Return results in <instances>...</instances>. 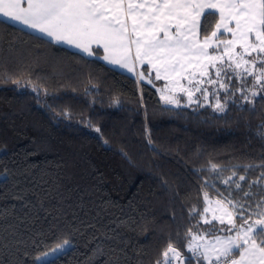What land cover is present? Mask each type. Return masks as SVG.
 Returning <instances> with one entry per match:
<instances>
[{
	"label": "trees",
	"instance_id": "1",
	"mask_svg": "<svg viewBox=\"0 0 264 264\" xmlns=\"http://www.w3.org/2000/svg\"><path fill=\"white\" fill-rule=\"evenodd\" d=\"M256 100L255 111L230 101L226 113L208 103L166 105L154 85L0 18V261L33 264L47 250L34 241L51 248L64 239L69 248L35 264L114 256L155 264L170 241L184 252L183 234L200 220L189 209L204 207L202 177L212 196L234 188L221 183L230 172L217 178L209 162L230 168L264 158V100ZM260 171L249 169L248 179ZM261 187L252 188L253 203ZM97 245L105 255H93Z\"/></svg>",
	"mask_w": 264,
	"mask_h": 264
},
{
	"label": "snow or ice",
	"instance_id": "2",
	"mask_svg": "<svg viewBox=\"0 0 264 264\" xmlns=\"http://www.w3.org/2000/svg\"><path fill=\"white\" fill-rule=\"evenodd\" d=\"M0 15L89 56L102 48V59L128 71H134L137 63L150 65L156 80L163 76L168 82L160 89L166 105L181 107L183 94L189 106L197 103L203 107L194 98L200 93L215 112L226 113L230 101L241 106L246 103L255 111L256 98L264 100V0H0ZM210 17L214 24L209 23ZM140 78L144 79V73ZM5 82L31 86L34 92L48 95L30 79L21 84V79L5 74ZM205 83L214 86L212 92L203 87ZM210 96L214 103L209 102ZM62 114L69 115L67 110ZM257 135L264 140V121ZM148 143L152 144L150 137ZM209 163L217 178L229 171L221 183L234 188L226 189V194L217 193L222 199L213 200L203 191L208 181L202 177L204 207L202 211L195 205L189 209V218L195 213L200 220L183 234L185 251L170 241L161 253L162 260L155 264H264V158L258 164L230 168ZM241 168L244 174H238ZM254 168L260 169V174L249 180L247 173ZM241 182L247 184V191ZM256 185L262 187L253 203L257 193L252 188ZM234 192L242 195L234 196ZM201 220L207 227H201ZM33 243L47 249L33 258L35 264L63 251L71 240L64 239L51 248L43 241ZM93 255H105L103 247L97 245ZM106 264H119V257L108 259Z\"/></svg>",
	"mask_w": 264,
	"mask_h": 264
},
{
	"label": "crops",
	"instance_id": "3",
	"mask_svg": "<svg viewBox=\"0 0 264 264\" xmlns=\"http://www.w3.org/2000/svg\"><path fill=\"white\" fill-rule=\"evenodd\" d=\"M0 18H2L3 20H5V21H7V22H9V23H12V24H15V25H17V26H19V27H22V28H24V29H27V30H29V31H31V32H33V33H35V34L41 36V37H44V38H46V39H48V40H50V41L56 43V42L53 41L51 38L45 36L44 34L40 33V32L37 31V30L31 29L30 27H28V26H26V25H24V24H22V23H20V22L13 21V20H11V19H9V18H7V17H5V16H3V15H0ZM57 44L62 45V46H65V47H67V48H69V49H71V50L78 51V52H80V53H82V54H84V55H86V56H88V57H95V58H98V59L102 60L105 64H107L108 66H110V67H112V68H115V69H117V70H120V71H122V72H124V73H127L128 75H130V76L136 78L138 81L146 82V83H148V84H151V85H154V86H155V85H156V84H155L156 82H158V83L161 82V83H162L163 80H164V79H163V76H162V78H161L160 80H156V78H155V70L152 69L151 66L148 65V64L140 65L139 63H137L136 66H135V70H134V71H128V70H127L126 68H124V67H121V66H118V65H114V64L109 63L108 61H105L104 59H102V57H103V55H104V53H103V49H102V48H100V49H95V50H98V52L95 51L96 54L89 56V55L83 53L81 50L77 49L76 47H74V46H72V45H69V44H67V43H57ZM140 73H144V79H141V78H140ZM149 81H151V82H149ZM155 87H156V86H155ZM157 91H158V90H157ZM158 94H159V92H158ZM159 96H160V94H159ZM181 97H182V96H181ZM160 98H161V96H160ZM209 218H211V214H209Z\"/></svg>",
	"mask_w": 264,
	"mask_h": 264
},
{
	"label": "rangeland",
	"instance_id": "4",
	"mask_svg": "<svg viewBox=\"0 0 264 264\" xmlns=\"http://www.w3.org/2000/svg\"><path fill=\"white\" fill-rule=\"evenodd\" d=\"M226 35H227V34H226ZM222 38H223V37H222ZM228 38H230V36H228ZM221 48H222V46H221ZM210 72L213 73V75H212V79H215L216 77H215V75H214V70L210 69ZM196 79H200V77L197 75ZM205 79H207V78H205ZM166 83H168L166 80H163L162 83H161V82H159V83L156 82V83H155V84H156V85H155V86H156V89L158 90L160 96H161V91H160V89H163ZM181 83H183L185 86H188L186 80H182ZM203 87H207V88L209 89L210 92H212V91H213V88H214L213 85H210V84H207V83H205V84L203 85ZM216 88H218V85L216 86ZM180 95L184 98V100H183V101H184V104H188V103H187V98L184 97L183 94H180ZM194 98H198L200 103H205V101H204L203 98L201 97V94H200V93H195V97H194ZM183 101H182V102H183ZM209 102L214 103V98H213L212 96L209 97ZM193 104H196V103H193ZM173 106H174V105H173ZM209 196H210V198L213 199V200H216V199H222V198H218V197H216V196H212V195H210V194H209ZM213 206H214V205H213ZM60 243H61V242H60ZM70 245H71V243H70V244H69L64 250H66L67 248H69ZM54 247H55V246H54ZM61 252H62V251H61ZM59 253H60V252H59ZM57 254H58V253H57ZM55 255H56V254H55ZM55 255H50V256L44 258L43 260H41V261H37V262H38V263H42V262H44V261H46V260H48V259L54 257Z\"/></svg>",
	"mask_w": 264,
	"mask_h": 264
}]
</instances>
